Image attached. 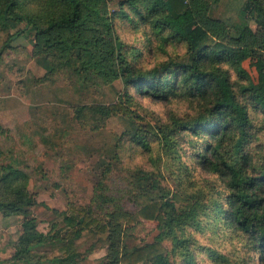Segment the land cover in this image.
<instances>
[{
	"label": "trees",
	"instance_id": "16d2710c",
	"mask_svg": "<svg viewBox=\"0 0 264 264\" xmlns=\"http://www.w3.org/2000/svg\"><path fill=\"white\" fill-rule=\"evenodd\" d=\"M108 1L0 0V31L22 23L33 27L37 48L50 57L52 72L68 68L86 78L95 70L121 79L122 93L115 102L76 108L83 124L96 129L118 112L131 115L126 103L136 102V96L184 107L167 112L164 119L153 113V121L135 112L145 125L115 142L120 172L153 193L125 223L155 220L161 231L152 242L129 246L119 234L109 235L110 230L104 264H178L177 256L185 264H198L192 259L194 251L208 255L211 264H264V0H243L241 11L257 30L233 27L236 36L227 41L215 38L225 32L224 26L207 13L220 0H119L112 12ZM117 17L143 40L137 45L120 42ZM22 31L8 33L0 44V60ZM141 44H146V54L159 52L165 58L144 67ZM246 60L248 67L243 65ZM129 150L148 157L150 169L123 165L122 156ZM163 159L176 165L170 172L172 183L159 168ZM109 168L94 192L97 212L105 218L112 217L110 209L118 200L116 190L106 184ZM180 168L199 170L212 180L201 178L202 187L194 185L188 192ZM20 178L0 161V215L17 220L16 237L0 262L31 264L36 250L55 236L37 228L33 196ZM64 220L76 227L64 233L65 256L56 261L78 264L74 245L81 231H105L107 226L89 211ZM191 231L223 235L228 245L217 249L203 244ZM169 240L167 247L164 242Z\"/></svg>",
	"mask_w": 264,
	"mask_h": 264
},
{
	"label": "rangeland",
	"instance_id": "374dc122",
	"mask_svg": "<svg viewBox=\"0 0 264 264\" xmlns=\"http://www.w3.org/2000/svg\"><path fill=\"white\" fill-rule=\"evenodd\" d=\"M118 1H108L109 12L117 10ZM242 2L243 0H220L218 4L212 5L207 13L211 19L220 21L225 30L220 31L221 36L215 38L227 41L229 37H235L233 27L248 25L252 30H257L254 21L241 11ZM115 23L120 42L137 45L143 40L144 36L120 17L116 18ZM14 27L8 32L0 31L2 44L8 33L23 30L10 42L12 48L5 50L0 60V161L18 171L20 179L26 181L27 189L33 196L31 210L37 228L55 236L36 250L31 264H59L56 260L65 256L62 246L67 235L64 233H70L76 227L74 224L67 225L64 218L69 219L80 211H89L98 217L108 231H81L74 245L78 253V264H104L110 230L109 235L119 234L120 238H126L129 246L154 241L161 231L157 221L125 223L128 215L150 201L153 193L143 190L141 184L128 173L120 172L114 157L115 142L123 133H134L137 128L145 125L143 120H136L135 112L143 116L144 120L153 121V113L164 119L167 112L184 107L136 96L134 105L126 103L133 111L131 115L125 116L118 112L103 126L93 129L77 118L76 108L82 104L115 102L122 93L121 79L111 74H99L95 70L86 78L68 68L52 72L50 57L41 54L37 48L33 27L24 28L23 23L15 24ZM145 45H140L146 55L144 67L150 68L162 55L159 52L154 56L146 54ZM169 48V51L173 50L172 47ZM174 49L182 51L180 48ZM249 62L246 60L243 65L248 67ZM136 103L143 108L136 106ZM148 159L140 151L133 150L122 156L123 165L126 164L127 167L141 166L150 169ZM160 162L159 168L164 178L172 183L170 179L173 176L170 172L176 170V165L165 159ZM107 165L111 171L106 184L116 190L115 195L118 196L116 204L110 209V218L98 214L99 208L94 196L95 186ZM178 174L184 179L188 192L193 191L194 185L202 187L199 183L201 178L212 180L211 175L199 170L180 168ZM9 221L11 223L6 222L0 237L2 242L12 243L17 220L12 217ZM115 223L118 228L114 227ZM118 229L119 233H116ZM191 232L199 242L217 249L228 245L225 243L227 238L223 235ZM226 232L223 231L224 234ZM123 233L130 236L124 237ZM231 241L236 243L235 239ZM164 245L170 247L171 241H165ZM194 252L192 259H196L198 264H211L208 255L200 251ZM176 259L178 264H185L182 256H177ZM62 264L69 263L64 261Z\"/></svg>",
	"mask_w": 264,
	"mask_h": 264
},
{
	"label": "crops",
	"instance_id": "0c3cea01",
	"mask_svg": "<svg viewBox=\"0 0 264 264\" xmlns=\"http://www.w3.org/2000/svg\"><path fill=\"white\" fill-rule=\"evenodd\" d=\"M9 219L10 218H4V217H1L0 216V232H3L4 231V226H5V224H6L7 221L9 223H11V221H9ZM11 235H13V234L11 233ZM15 237H16V232H14V236H12L13 240L15 239ZM1 238L2 237H0V240H1V243H0V259H3V258H5V257L8 256L7 255L8 254V250L5 249V248H6L7 244H9L8 243L9 241H7V242L3 241L2 242L3 239H1ZM0 264H14V263L6 262V261H1ZM16 264H18V263H16Z\"/></svg>",
	"mask_w": 264,
	"mask_h": 264
}]
</instances>
